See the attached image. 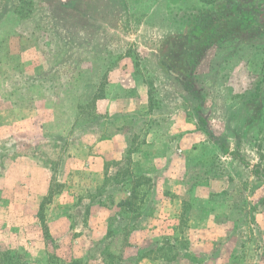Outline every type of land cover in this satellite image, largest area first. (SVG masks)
<instances>
[{"label": "rangeland", "instance_id": "1", "mask_svg": "<svg viewBox=\"0 0 264 264\" xmlns=\"http://www.w3.org/2000/svg\"><path fill=\"white\" fill-rule=\"evenodd\" d=\"M214 1L0 0V264H264L263 50L157 64Z\"/></svg>", "mask_w": 264, "mask_h": 264}, {"label": "trees", "instance_id": "2", "mask_svg": "<svg viewBox=\"0 0 264 264\" xmlns=\"http://www.w3.org/2000/svg\"><path fill=\"white\" fill-rule=\"evenodd\" d=\"M206 6L194 7L184 13L179 18L183 31L167 36L157 52L160 69L178 81L184 92L195 99L199 96L193 74L210 48L233 42L240 55L239 51L245 48L256 47L264 52V0L257 7L241 0H217ZM27 13L21 14L25 17ZM22 16L19 19L22 20ZM198 118L202 121L201 116ZM220 148L224 154L228 153L227 147Z\"/></svg>", "mask_w": 264, "mask_h": 264}, {"label": "flooded vegetation", "instance_id": "3", "mask_svg": "<svg viewBox=\"0 0 264 264\" xmlns=\"http://www.w3.org/2000/svg\"><path fill=\"white\" fill-rule=\"evenodd\" d=\"M226 154L235 163L243 168L247 176L255 183H264V166L255 161L248 154L241 151L237 146H228Z\"/></svg>", "mask_w": 264, "mask_h": 264}, {"label": "water", "instance_id": "4", "mask_svg": "<svg viewBox=\"0 0 264 264\" xmlns=\"http://www.w3.org/2000/svg\"><path fill=\"white\" fill-rule=\"evenodd\" d=\"M242 167L240 166V169H241Z\"/></svg>", "mask_w": 264, "mask_h": 264}, {"label": "crops", "instance_id": "5", "mask_svg": "<svg viewBox=\"0 0 264 264\" xmlns=\"http://www.w3.org/2000/svg\"><path fill=\"white\" fill-rule=\"evenodd\" d=\"M107 142V141H106ZM114 158V157H113ZM116 158V157H115Z\"/></svg>", "mask_w": 264, "mask_h": 264}]
</instances>
